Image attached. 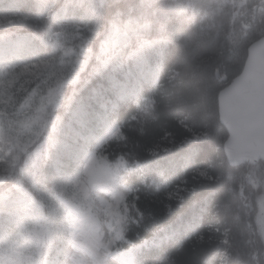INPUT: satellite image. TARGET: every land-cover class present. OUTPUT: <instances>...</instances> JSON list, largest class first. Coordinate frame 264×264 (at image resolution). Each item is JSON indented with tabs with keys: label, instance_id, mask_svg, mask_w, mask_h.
<instances>
[{
	"label": "trees",
	"instance_id": "1",
	"mask_svg": "<svg viewBox=\"0 0 264 264\" xmlns=\"http://www.w3.org/2000/svg\"><path fill=\"white\" fill-rule=\"evenodd\" d=\"M96 2L0 0V18L9 20L0 36L12 45L20 43L23 54L35 51L36 61L67 49L78 55L95 51L78 82L60 83L59 93L68 107L73 105H68L70 94H89L76 104L91 109L96 125L103 120L117 125L101 148L109 161L121 163L131 188L125 202L127 226L117 231L116 248L134 251L136 264H219L229 248L222 242L227 237L238 244L242 264H256L253 254L262 245L250 241L255 191L246 178L253 165L228 164L223 151L228 134L219 121L217 96L241 72L249 45L264 36V0ZM64 4L66 19L56 22L52 15ZM123 26L131 34L126 51L121 58L105 57L106 33ZM133 28L140 33L135 35ZM55 33L61 35L58 41L47 40ZM192 66L207 78L201 91L213 114L211 125L191 108L197 93L185 84L184 75ZM178 96L185 100L180 107L172 105ZM57 113L56 125L64 114ZM212 144L216 156L208 150ZM13 185L2 182L0 197L14 190ZM233 201L237 227L229 217L216 218Z\"/></svg>",
	"mask_w": 264,
	"mask_h": 264
},
{
	"label": "rangeland",
	"instance_id": "2",
	"mask_svg": "<svg viewBox=\"0 0 264 264\" xmlns=\"http://www.w3.org/2000/svg\"><path fill=\"white\" fill-rule=\"evenodd\" d=\"M85 1L90 6L98 3ZM66 8L68 4L56 9L52 18L64 21ZM8 21L6 17L0 18V30ZM124 29L123 26L106 33L102 49L105 57L120 54L121 58L126 51V36L131 34ZM133 30L135 35L140 33L137 28ZM60 36L51 34L47 40L58 41ZM15 44L0 36V137L4 140L15 137L27 152L21 153V162L14 168L0 171V184L14 183V190L0 197V264H134L131 256L116 252L117 231L127 226L125 202L131 189L124 180L121 163L109 161L101 152L117 125L104 124L103 120V130L96 134L101 128L93 122L91 109H86L83 103L76 104L87 94H70L68 105H73L68 107L63 106L59 93L60 83L78 82L95 51L87 50L80 56L69 54L67 49L58 57L36 61L35 51L23 54L20 43ZM32 47L37 49L35 45ZM185 58L181 56L180 62ZM184 76L185 84L197 93L192 99L193 112L201 114L204 123L211 125L213 114L201 91L207 78L198 66H192ZM184 102L178 96L172 105L180 107ZM58 110L61 114L69 112L63 114V121L57 126ZM56 128L59 131L49 137ZM211 139L216 140L215 136ZM9 147L0 140L3 150L0 157L7 156ZM208 150L216 156L215 144L208 146ZM247 172L246 178L255 191L250 241L262 245L253 259L256 264H264V162L253 165ZM22 179L31 189H24ZM241 188L248 204L244 186ZM234 206V201L225 205L216 218L229 217L234 222ZM222 242L229 248L221 254L219 264H242L236 256L238 244H232L227 237Z\"/></svg>",
	"mask_w": 264,
	"mask_h": 264
},
{
	"label": "water",
	"instance_id": "3",
	"mask_svg": "<svg viewBox=\"0 0 264 264\" xmlns=\"http://www.w3.org/2000/svg\"><path fill=\"white\" fill-rule=\"evenodd\" d=\"M218 114L228 134V164L264 161V36L249 45L241 72L219 91Z\"/></svg>",
	"mask_w": 264,
	"mask_h": 264
},
{
	"label": "snow or ice",
	"instance_id": "4",
	"mask_svg": "<svg viewBox=\"0 0 264 264\" xmlns=\"http://www.w3.org/2000/svg\"><path fill=\"white\" fill-rule=\"evenodd\" d=\"M27 71V69H25ZM0 140L10 145L7 152V156L0 157V171H8L14 168L18 163L21 162V153H26L27 149L24 148L15 137H8L6 140L0 137ZM0 151H3L0 149Z\"/></svg>",
	"mask_w": 264,
	"mask_h": 264
},
{
	"label": "bare ground",
	"instance_id": "5",
	"mask_svg": "<svg viewBox=\"0 0 264 264\" xmlns=\"http://www.w3.org/2000/svg\"><path fill=\"white\" fill-rule=\"evenodd\" d=\"M149 45H150V44H149ZM124 65H125V64H124ZM124 65H123V66H124ZM117 66H119V64H118ZM114 67H115V66H114ZM120 68H121V67H120ZM114 69H115V68H114ZM116 71H117V70H116ZM226 84H227V83H226ZM220 90H221V89H220ZM217 97H218V96H217ZM224 155H225V154H224Z\"/></svg>",
	"mask_w": 264,
	"mask_h": 264
}]
</instances>
